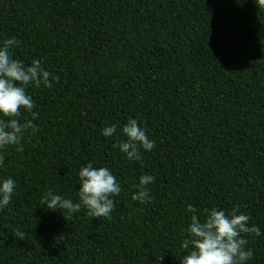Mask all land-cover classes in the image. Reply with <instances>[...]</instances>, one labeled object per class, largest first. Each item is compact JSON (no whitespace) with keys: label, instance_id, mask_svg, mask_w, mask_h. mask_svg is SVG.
<instances>
[{"label":"trees","instance_id":"1","mask_svg":"<svg viewBox=\"0 0 264 264\" xmlns=\"http://www.w3.org/2000/svg\"><path fill=\"white\" fill-rule=\"evenodd\" d=\"M12 37V57L40 60L52 87L27 89L39 130L24 133V150L0 149V182L16 183L0 209V264H182L188 203L201 220L205 209L242 206L261 231L243 234L247 264H264V9L255 0H0V46ZM129 119L155 142L139 161L117 146ZM85 164L121 186L110 218L41 202L52 190L79 203ZM142 175L155 177L146 203L132 199Z\"/></svg>","mask_w":264,"mask_h":264},{"label":"clouds","instance_id":"2","mask_svg":"<svg viewBox=\"0 0 264 264\" xmlns=\"http://www.w3.org/2000/svg\"><path fill=\"white\" fill-rule=\"evenodd\" d=\"M255 4L264 9V0H255ZM19 43L12 37L0 46V149L16 146V151L22 152L24 149L21 140L24 133L28 129L33 132L39 130L32 123L39 113L33 111L35 102L27 94V89L51 88L52 73L43 67L40 60H33L29 66L14 59L10 49L13 46L18 47ZM54 79L59 82V77ZM22 110L31 116V119H26L23 123L20 121ZM116 129L117 125L113 124L105 127L101 134L104 137H112ZM121 134L126 139L119 141L117 146L129 161L141 160V149L150 151L155 147V142L149 139L137 119H129ZM3 164L4 157L0 156V165ZM78 179L79 203L54 194L52 190L46 193V198L41 202L46 204L49 210H67L69 215L84 207L92 217L110 218L115 206L111 197L118 196L122 191L112 172L106 167L96 168L85 164L78 171ZM154 180V176L142 175L139 178L138 190L132 199L140 203L148 202L151 195L147 186ZM15 188L16 183L11 178L0 182V209L10 204ZM241 207L234 206L228 214L216 208L205 209L204 219L201 220L197 208L188 203L186 211L192 215L189 225L183 229L187 238L182 241L181 249L187 251V255L183 257L182 264H247L254 253L246 247L248 240L243 234L255 238L261 235V231L255 225L249 226L251 217L241 213Z\"/></svg>","mask_w":264,"mask_h":264}]
</instances>
